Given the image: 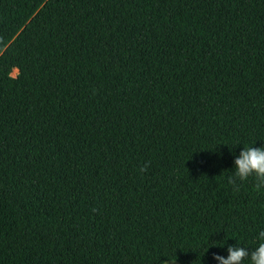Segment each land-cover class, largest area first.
<instances>
[{
	"label": "trees",
	"instance_id": "16d2710c",
	"mask_svg": "<svg viewBox=\"0 0 264 264\" xmlns=\"http://www.w3.org/2000/svg\"><path fill=\"white\" fill-rule=\"evenodd\" d=\"M251 146L264 0H0V264L254 248L264 188L229 183Z\"/></svg>",
	"mask_w": 264,
	"mask_h": 264
},
{
	"label": "clouds",
	"instance_id": "9594fccd",
	"mask_svg": "<svg viewBox=\"0 0 264 264\" xmlns=\"http://www.w3.org/2000/svg\"><path fill=\"white\" fill-rule=\"evenodd\" d=\"M234 175L229 177V183L238 190V181H247L254 178L257 190L264 188V146L243 148L239 156L234 160ZM257 245L254 248H248L236 244L227 248V257L214 255V259L219 264H264V230L260 231L257 236ZM212 247V246H211ZM167 257V256H163ZM162 264H175L176 259H163Z\"/></svg>",
	"mask_w": 264,
	"mask_h": 264
},
{
	"label": "rangeland",
	"instance_id": "374dc122",
	"mask_svg": "<svg viewBox=\"0 0 264 264\" xmlns=\"http://www.w3.org/2000/svg\"><path fill=\"white\" fill-rule=\"evenodd\" d=\"M17 73H18V70L15 69V70L13 71V74L16 75ZM175 264H180V263H179L178 261H176Z\"/></svg>",
	"mask_w": 264,
	"mask_h": 264
}]
</instances>
